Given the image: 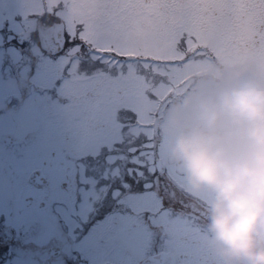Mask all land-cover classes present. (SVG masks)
Segmentation results:
<instances>
[{"label":"clouds","instance_id":"clouds-1","mask_svg":"<svg viewBox=\"0 0 264 264\" xmlns=\"http://www.w3.org/2000/svg\"><path fill=\"white\" fill-rule=\"evenodd\" d=\"M167 159L216 264H264V75L216 70L171 96Z\"/></svg>","mask_w":264,"mask_h":264},{"label":"flooded vegetation","instance_id":"flooded-vegetation-1","mask_svg":"<svg viewBox=\"0 0 264 264\" xmlns=\"http://www.w3.org/2000/svg\"><path fill=\"white\" fill-rule=\"evenodd\" d=\"M132 1L138 2V0ZM221 1L220 12H224V0ZM231 1L233 2V16L239 15L243 9V12L245 11L248 15L264 17V0ZM256 11L259 12L256 14L254 13ZM39 34L48 39L51 51L55 50L54 44L50 41L49 28ZM18 46H25L28 52L35 50L29 44H18ZM30 62L36 64V69L33 71L36 74L31 75L41 83L43 88H40L39 91L35 88H33L34 91L25 89L21 91L24 93L22 96H18L17 92L13 90L15 94L9 96V104L4 105L0 111V120L3 118L6 121V124L0 123V128L9 129L11 133L23 139L31 131L44 129V57H33ZM17 65L19 69L22 67L20 61ZM120 72L121 74L116 75L117 78L128 79V75L123 72V69ZM29 80L26 79L28 82ZM102 85L93 86V92L88 93L89 101L86 100L83 103L87 105L86 102H88L94 112L98 110L100 104L107 102L108 91L106 85ZM39 108L42 109V117L37 115ZM17 130H21V132H17ZM35 133L37 134V131ZM12 150L13 148L0 144V240H2L3 247L8 241L11 244L6 250L5 259L0 260L2 262L0 264H32L34 261L39 263L35 258L42 257V255L44 264H154V262H160L162 260L160 254L167 251L168 237L162 228L154 227L151 219L146 215L129 219L127 211L129 197H148L157 206L160 199L163 198L169 204L168 213L182 219L202 249L205 259L209 261V264H216L199 227L202 221L201 206L183 190L179 178L172 169L161 172L163 181L157 189L143 187L140 191H132L125 196L126 207L117 212V217L112 218L105 215L97 217L96 212L93 211L89 218L82 217L83 214L74 220L72 227H69L70 223L63 217L64 215L56 217L52 203L42 199V197L44 199L48 197V190L25 184V181L18 185L16 178H22L27 173V169H17L16 155ZM67 179L68 181L63 183L65 193L63 196L70 199L73 194L71 191L74 190L73 206L75 207L79 197L77 191L79 188L76 181L72 183L70 177ZM140 181L137 180V182ZM154 182L155 179L147 180L148 185ZM172 196L176 201L185 202L184 212H172V202L169 200ZM79 204L77 205L79 206ZM117 220L131 225L124 231L119 243L94 245L89 242L90 238L107 235ZM36 221L44 222V227L39 233L37 231L40 230V224H34ZM69 235H72L70 241L68 240ZM32 239H40L38 247L41 246L42 249L34 250ZM55 241H58V245L61 246L58 257L50 256L49 251Z\"/></svg>","mask_w":264,"mask_h":264},{"label":"rangeland","instance_id":"rangeland-1","mask_svg":"<svg viewBox=\"0 0 264 264\" xmlns=\"http://www.w3.org/2000/svg\"><path fill=\"white\" fill-rule=\"evenodd\" d=\"M122 2H120L119 9H120V17H113V16H107L108 18H101L103 16V12L105 11L103 9V6L101 4L100 8H98V5L93 8V10L90 11H84L82 12V15L80 19L84 20L87 19L89 22L94 23L95 25H106L110 28H116V29H121V28H126V29H132V23L134 22V26H138V32L135 31H124L120 30L119 35H115L112 30H98L97 35H93L89 41L92 44H97L98 38L99 42H102V45L106 46H113L118 49V51H129V52H137L142 53L144 55H150L152 53H157L158 51L154 49V47L146 44L147 40H144L143 36L144 34L142 30L146 31V25L142 24V21L140 22L139 20H135V18L138 17L136 15L135 17L133 16L132 13H128V15L123 11V6H121ZM42 2L41 0H0V57L5 58L8 57L9 59L11 58L8 54H4V48L3 45H5V40L1 38L2 35V28L3 26L7 25L8 21L10 22L9 25L11 26H19L22 27L28 26L29 24H33L34 22L31 23V20H29V14L33 12H40ZM198 3L196 0H179L178 2L175 1H168V2H159L156 3L154 7H148L156 11L154 14L149 13L153 16V21L156 23L160 19V25H162V28L164 31L169 32L171 36V40L166 41L165 43H171L173 41V37H175L176 33L180 28L181 30H184V27L188 26L186 25L187 22L193 15L195 14V9L197 7ZM65 7V6H64ZM17 17H21V22H16L14 19V15ZM155 15H157L155 17ZM164 15L170 16L169 21H163L161 18ZM24 21L27 22V25L24 23ZM125 21H129L131 23V26L127 24ZM245 29L246 32L244 36L246 37L247 40L244 39V42L248 41L252 42V45L254 43L256 44L257 42H262L260 43L261 45L259 48H264V32H260L259 28L254 29L253 25L250 24V18L245 19ZM7 23V24H6ZM71 27V26H70ZM12 28V27H10ZM87 26H85V29ZM156 29L159 30L158 33H154L156 37L159 40H164L162 37L159 36L161 28L160 26H156ZM128 32L126 36L124 34ZM150 34V37L153 39L154 34L151 33V31L148 32ZM218 33V32H217ZM98 36V38H97ZM218 36H221L218 34ZM212 42V41H211ZM164 43V41H163ZM200 44V40H195L192 42V50ZM208 49L216 56L222 57L221 55L218 54L217 48L212 42ZM8 52V51H7ZM178 54V52H177ZM251 56V55H249ZM166 57V56H164ZM171 57L177 58L179 56L171 55ZM240 57V56H237ZM262 57H264V53H262ZM247 60L246 55H242V58L239 59V62L237 59H235V64H232L228 62V60L224 61L225 69L227 73L231 72H237V70H240V72H248L250 67L247 65L249 62H247L245 65H240L245 59ZM251 59H254L253 57ZM56 59H53L52 61L48 60L44 66V74L45 71H50L51 68L53 67L52 64L56 65L60 64L62 62V59L59 58L55 61ZM246 62V61H245ZM260 65V64H259ZM136 66V64H134ZM238 66V67H237ZM62 68V67H61ZM135 68V67H134ZM10 66L7 65L5 70L0 74L3 75L5 73H10ZM68 77H59V81H56V88L54 90L60 91L62 90L63 95L71 96L76 99H80V96L83 94L85 90H88L89 83H93L96 85L99 83V81L103 82L104 78H84V77H77L76 75L74 77L71 76L72 70L68 73ZM257 74H260L259 72ZM54 75L59 76L60 74L56 73ZM142 75L143 77H138L136 81H139L140 83H143L144 78L147 77L152 78V74L146 71V68L142 70ZM262 75V74H260ZM75 78H80L84 79L86 81H78L75 80ZM129 81L123 82L122 84V89L124 90V85L127 84ZM11 83V82H10ZM116 88H120L117 86V83H115ZM173 87H175L173 85ZM9 88V85H8ZM174 92V91H173ZM169 92L168 94H170ZM168 100V99H167ZM161 103L159 101L153 102V119L151 121L152 125L154 126L155 123V116H156V110L157 106H159ZM167 105V104H166ZM54 114L51 113L49 116L50 118L48 119V110L44 112V125H47V123H52L54 122L56 124L57 121H66L67 119L64 118V114L66 110H63L62 107H58V105H53ZM81 111L80 108H76L75 110L72 111V114H77ZM59 113V114H57ZM104 114V113H102ZM101 115V114H100ZM99 117V115H98ZM96 121H100L99 118L92 117ZM0 123H5V119H1ZM72 127V125H69L66 128ZM82 129V128H80ZM64 130L63 134H60V132ZM92 130V129H90ZM110 130V129H109ZM134 131H136L135 128H133ZM76 131H79V128H76ZM111 132V130H110ZM120 131H117L116 134L114 135L113 132H111V135H109V139H106L104 141V136H101L96 139V137L93 138V140H88V139H83L78 146L75 144V140H73L71 137L72 135L70 134L65 135V128H56V129H44V135H41V140H39V143L41 145H44V137L46 139V143L48 144L47 146V152L44 153V148H34L33 151L31 150H26L24 153V157L26 162L30 165L32 168L36 167H42L43 166V161L47 159L48 161V166L45 168V172L49 179L52 181L55 180L56 178L63 176V173L67 168H79L80 170L77 171L75 174L76 177L80 178L82 181V193L85 195L84 196V202L80 203L79 206L77 205L76 207H72L69 204L66 205L63 203L62 199V194L61 192L58 193V195H50L48 198L49 200L54 204V206L57 209V213L60 215L63 214L64 218L67 220H70L73 222L74 218H79L83 214H89V202L91 199V195L94 194L93 186L95 185L96 178L98 174V169H110L112 168L113 170L121 169V165H123V168L128 164V168L133 170L137 169L140 167L137 161L140 160V156L138 153L134 152L133 149H137V147L141 146L138 144L140 143V140H132L125 137ZM153 132H154V127H153ZM108 136H105L107 138ZM81 138V137H80ZM68 141H66V140ZM79 140V139H77ZM116 140V141H114ZM98 141L99 143L94 144V142ZM114 141V142H113ZM162 150L161 154L166 155L167 154V140L163 138L162 140ZM129 145L127 149L128 155L124 153H120V146L122 145ZM97 147V149H96ZM79 152L80 155L88 156L87 159V164L85 165H79L80 162H77V160L74 158L78 155L75 153ZM110 152L109 154H107ZM55 153L56 157L54 159H51L49 156ZM105 158H102L101 160L96 162V157L98 155H103ZM107 154V155H106ZM74 157H73V156ZM147 159V158H146ZM78 165V166H77ZM64 166V167H63ZM63 167V168H62ZM76 168V170H77ZM62 173V174H61ZM65 176V175H64ZM54 182V181H53ZM54 185V183L52 184ZM103 187V186H102ZM100 186V189L102 188ZM59 188V187H58ZM97 190V189H96ZM98 192V190H97ZM100 191L98 192V194ZM68 203V201H65ZM44 226V222L42 224ZM34 250L35 248H38L36 246L32 247Z\"/></svg>","mask_w":264,"mask_h":264},{"label":"snow or ice","instance_id":"snow-or-ice-1","mask_svg":"<svg viewBox=\"0 0 264 264\" xmlns=\"http://www.w3.org/2000/svg\"><path fill=\"white\" fill-rule=\"evenodd\" d=\"M65 3L66 0H48L47 3L42 2V10L30 13L29 19L32 16L42 17L47 15L54 19L55 24H61V12ZM24 23L27 25L26 21ZM65 36L67 37V42L75 45L74 55H80L85 50H89L92 53L91 59L93 61L114 64L121 69L132 63V61L118 51L106 50L100 44L94 47L82 29L64 30L62 32V41ZM203 38L214 42L219 55L230 58L235 54L229 37L206 34ZM205 56L206 52L200 47H196L194 51H190L189 44H185L180 59L144 62L143 66L146 68V71L152 74L150 81L145 77L143 83L132 80L124 85L123 98L131 105V108L127 109V112L133 118L136 129L135 132H132V135L141 141V146L133 149L140 156V160L136 163L143 169L138 175L148 174L155 179L153 184L145 185L146 189H157L163 181V176L153 166V158L155 156V149L157 148L154 142L155 135H153V125L151 123L153 119V102L159 101L166 106L168 93L175 91L178 94L184 90L187 87L186 81L188 73L192 70V66L201 62ZM138 113L142 115H138ZM127 187L128 185H125V188ZM128 199L127 211L129 219L146 215L151 219L153 226L162 228L168 237L166 241L167 251L161 253L162 260L154 262V264H209V261L204 257L202 249L192 237L191 232L182 219L168 213L169 204L163 198L160 199L158 206L148 197H129ZM169 200L172 202L173 213L184 212L186 207L185 202L176 201L174 196L170 197ZM129 227L131 225H126L122 221L117 220L113 223L107 235L90 238L89 242L94 245L117 244L121 241L124 231Z\"/></svg>","mask_w":264,"mask_h":264},{"label":"water","instance_id":"water-1","mask_svg":"<svg viewBox=\"0 0 264 264\" xmlns=\"http://www.w3.org/2000/svg\"><path fill=\"white\" fill-rule=\"evenodd\" d=\"M62 27L59 25L56 27L55 34L62 36ZM7 140H9L11 143H18L19 140L13 138V137H5Z\"/></svg>","mask_w":264,"mask_h":264}]
</instances>
